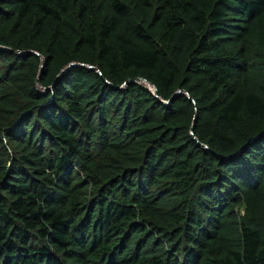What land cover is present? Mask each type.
<instances>
[{
  "label": "trees",
  "instance_id": "trees-1",
  "mask_svg": "<svg viewBox=\"0 0 264 264\" xmlns=\"http://www.w3.org/2000/svg\"><path fill=\"white\" fill-rule=\"evenodd\" d=\"M0 264H264V0H0Z\"/></svg>",
  "mask_w": 264,
  "mask_h": 264
},
{
  "label": "clouds",
  "instance_id": "clouds-1",
  "mask_svg": "<svg viewBox=\"0 0 264 264\" xmlns=\"http://www.w3.org/2000/svg\"><path fill=\"white\" fill-rule=\"evenodd\" d=\"M148 87H149V89H151V86L150 85H148Z\"/></svg>",
  "mask_w": 264,
  "mask_h": 264
}]
</instances>
